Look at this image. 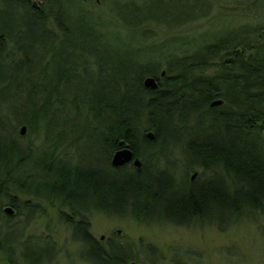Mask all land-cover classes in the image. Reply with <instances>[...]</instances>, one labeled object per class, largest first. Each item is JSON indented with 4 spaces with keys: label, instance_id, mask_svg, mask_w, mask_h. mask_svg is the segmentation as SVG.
Listing matches in <instances>:
<instances>
[{
    "label": "trees",
    "instance_id": "trees-1",
    "mask_svg": "<svg viewBox=\"0 0 264 264\" xmlns=\"http://www.w3.org/2000/svg\"><path fill=\"white\" fill-rule=\"evenodd\" d=\"M63 3L86 13L67 16ZM21 4L20 16L7 9L0 24V252L9 261L22 247L27 264L39 262L25 235L32 215L43 212L32 199L60 201L72 211H128L141 223L208 221L220 229L242 214L264 212V26L245 24L196 49L187 37L172 38L179 40L172 49L149 56L148 23L185 24L208 15L213 2L146 0L117 7L109 19L91 13L85 0H47L41 9ZM108 35L129 38L134 51L101 57ZM65 43L79 61L58 57ZM147 77L157 79V89L144 86ZM20 126L37 130L42 146L22 142ZM83 144L91 158L74 155ZM178 146L203 169L200 182L181 186L163 170L164 156ZM125 147L140 168L110 166ZM63 149L69 156L58 157ZM24 214L27 223L19 227L15 220ZM65 221L77 234L90 229L86 221Z\"/></svg>",
    "mask_w": 264,
    "mask_h": 264
},
{
    "label": "rangeland",
    "instance_id": "rangeland-1",
    "mask_svg": "<svg viewBox=\"0 0 264 264\" xmlns=\"http://www.w3.org/2000/svg\"><path fill=\"white\" fill-rule=\"evenodd\" d=\"M144 1L146 0H100V2L88 0L86 9L96 16L100 14L103 19H109L111 16L116 17L117 7L134 8L142 5ZM211 1L213 6L208 9V15L198 17L197 20L185 24H180L178 21L172 23L165 21L164 24L156 21L148 23L145 34L149 37L145 52H148L149 56L163 53L179 42L170 39L182 36L187 37V45H192L194 42L196 49L201 41L210 40L214 36H228V30L245 24L264 26V0ZM167 4L169 3L166 1ZM181 5L186 4L182 2ZM63 6L68 12L67 16L70 17L80 10V5L77 3H73L72 6L63 3ZM176 7L178 10L181 9L179 1ZM162 9L165 10L164 6ZM80 13L86 12L82 10ZM261 34L259 32V35ZM130 43L129 38L108 35L100 43L102 49L100 56L111 57L116 50L127 56L128 51L135 49ZM59 50L60 59L69 56L73 61H79V53L71 51L67 43ZM60 62L62 68V60ZM162 63L165 67L167 61L163 59ZM93 77H96L95 73ZM5 109L10 111V108L5 106L2 111L5 112ZM11 120L15 123L14 119ZM22 128L23 126H20L18 129L19 135ZM25 128L24 134L20 135L22 142L31 144L35 148L41 147L43 140L37 136V130L32 132L28 126ZM84 146L85 144L77 146L74 155L78 153L85 158L87 155L91 158L92 156L85 150H81ZM63 150L57 154L58 157L69 156L67 149ZM164 157L161 161L163 170L166 169L173 174L181 186H185L186 180L190 182L195 173H197L196 182L202 178L203 169L193 163L190 151L185 147L178 146L173 151L167 152ZM96 161L100 163L101 159L96 158ZM17 197L22 201L29 199L20 195ZM32 201L43 209V212L32 215L25 231V235L33 240L29 249L39 250L37 251L40 255L39 262L35 264H90L80 258V254H87V250L83 251L78 245L72 244V229H68V223L61 218L59 210L63 208L59 207V202H55L54 207L49 202L34 199ZM15 221L19 227L25 225L27 223L25 214ZM90 222V231L96 238L111 237L118 244L131 246L135 264H264V212L242 214L239 219L232 220L222 229L208 221L194 222L187 226H177L168 222L141 223L128 211L121 215L95 212L91 214ZM118 230L121 232L119 233ZM54 242L58 245L51 247L50 244ZM21 248L14 251L13 264H27L23 259V254L26 252ZM93 253L95 251H92ZM0 261H8L6 253L0 252Z\"/></svg>",
    "mask_w": 264,
    "mask_h": 264
},
{
    "label": "flooded vegetation",
    "instance_id": "flooded-vegetation-1",
    "mask_svg": "<svg viewBox=\"0 0 264 264\" xmlns=\"http://www.w3.org/2000/svg\"><path fill=\"white\" fill-rule=\"evenodd\" d=\"M28 1V3H30V5L36 9H41V7H43V5L45 4V2L47 0L44 1H37L38 3L35 4L36 7L34 6V0H26ZM87 1V0H85ZM21 2L22 0H0V24H4L7 23L6 20H4L5 18V11L7 9H11L13 8L15 10V16H20V9H21ZM3 38V37H2ZM136 158H133V160L124 165L128 167H132L134 166V160ZM110 166L112 168H117L114 167L112 164V159H111V164ZM135 167V166H134ZM192 183L196 182V179L190 180ZM101 196L98 197V202L99 205H101V200H100ZM59 207L60 208H64V209H60V214H61V218L64 219H70L71 223L73 225H75L77 223L81 224L84 221H86L89 225L91 224L90 222V216L93 213H109L107 211H102L100 209H96L94 207H90L87 206L88 210L86 212L84 211H78V210H74L72 211L70 208L67 207H62L61 202L59 201ZM55 207V203L52 205ZM67 209V210H65ZM111 214V213H109ZM113 214L115 215H121L118 214L116 212H114ZM77 227V226H76ZM73 227L71 225L68 224V229H72V239H73V243L75 245H78L80 247V249L82 248L83 251L87 250V251H95V253H91L92 254V259L90 261L85 259V255L84 253L80 254V258L84 261L89 262L90 264H135V262L133 261V248L129 245H123V244H118L113 238L108 237L105 238V236H101L100 238H96V236L94 234L91 233L90 229H88L86 232L84 231H79L77 234V228ZM118 232L120 233L121 230H118ZM78 235H83L86 236V239H83L82 237L78 236ZM51 247L52 245H58L57 242L51 243L50 244ZM48 248V247H47ZM50 248V247H49ZM48 248V249H49ZM51 249V248H50ZM105 258V262H102L101 258ZM1 262H6V261H0ZM8 262H10L8 260ZM12 263V262H11ZM13 264V263H12Z\"/></svg>",
    "mask_w": 264,
    "mask_h": 264
},
{
    "label": "water",
    "instance_id": "water-1",
    "mask_svg": "<svg viewBox=\"0 0 264 264\" xmlns=\"http://www.w3.org/2000/svg\"><path fill=\"white\" fill-rule=\"evenodd\" d=\"M37 1H44V0H34L33 4L34 6L36 7L35 4H37L38 2ZM97 2H100V0H96ZM165 75V72H162V76ZM144 86L148 89H151V90H155L158 88V82H157V79L154 78V77H147L145 80H144ZM222 104V101H215L212 103V106H218V105H221ZM26 128L23 127L21 129V134L23 135L24 132H25ZM148 137L153 139L154 138V134L153 133H149L148 134ZM134 158V154L133 152L128 148V147H125L119 151H117L116 153H114L113 157H112V164L114 167H122L128 163H130ZM134 166L137 167V168H140L141 167V161L139 159H135L134 160ZM197 176V173H195L193 176H192V180H194ZM3 211L5 212L6 215H8L9 217H14L16 215V211L13 207L11 206H6L4 207ZM0 264H12L11 262H1Z\"/></svg>",
    "mask_w": 264,
    "mask_h": 264
},
{
    "label": "bare ground",
    "instance_id": "bare-ground-1",
    "mask_svg": "<svg viewBox=\"0 0 264 264\" xmlns=\"http://www.w3.org/2000/svg\"><path fill=\"white\" fill-rule=\"evenodd\" d=\"M180 182V181H179Z\"/></svg>",
    "mask_w": 264,
    "mask_h": 264
}]
</instances>
